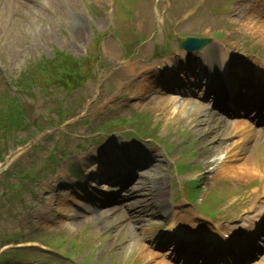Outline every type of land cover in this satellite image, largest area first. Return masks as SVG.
I'll list each match as a JSON object with an SVG mask.
<instances>
[{
    "label": "rangeland",
    "instance_id": "1",
    "mask_svg": "<svg viewBox=\"0 0 264 264\" xmlns=\"http://www.w3.org/2000/svg\"><path fill=\"white\" fill-rule=\"evenodd\" d=\"M223 1L224 0H222V2ZM78 8L79 7L76 6L75 10H78ZM92 18L100 19L101 24L97 26H91L89 24V21H85V25L92 30L91 33L101 31L103 28L107 26V24L102 23V21H104L103 18L95 17V16H93ZM226 18H227L226 21L213 23L211 25V31H225L227 29H230L232 30L230 34L239 35V37L242 39L250 38V43L252 45H257L264 51V23H260L263 21L250 22V21H247L242 16H235L234 12L229 14ZM130 26L131 24L128 25L129 35L126 38L128 42L132 39V36L130 34ZM204 27L208 28V26H204ZM62 28L64 30L65 25H63ZM28 29H30L29 26H28ZM146 29L148 28L142 29V31ZM181 30L185 32L184 28H182ZM192 30H195V28H192ZM242 33H250V34H242ZM172 44H174L173 41H172ZM19 46H20L19 48H22L24 54L36 53L39 50H41L45 54H49L52 46H58L60 48H63L64 44L57 43V45H55V43L46 39L45 34H40L37 30H30V34L25 35L19 40ZM18 61H19V55L15 53L10 63L11 67H14ZM44 206H45L44 203L38 202V201L28 204L27 211L31 213V217L23 218L22 224L14 229H11L10 231H14V230L27 231L35 226L43 225L40 219H37L36 216L39 217L40 215L43 214ZM2 219L3 218L1 217L0 219L1 230H3L4 227H7V228L15 227L16 225L15 223H12L10 220L2 221ZM32 251L34 253V256H39V250L37 248H33ZM137 255L140 256V251L139 249L137 250L135 244L126 243L124 247L122 248V254L118 258L121 260L123 257L126 258L128 256L127 259L131 260L130 263L135 262V264H144L145 258L142 257L140 259V257H138ZM33 263H35V261H33Z\"/></svg>",
    "mask_w": 264,
    "mask_h": 264
},
{
    "label": "bare ground",
    "instance_id": "2",
    "mask_svg": "<svg viewBox=\"0 0 264 264\" xmlns=\"http://www.w3.org/2000/svg\"><path fill=\"white\" fill-rule=\"evenodd\" d=\"M240 134H241V137L240 138H241L242 141L245 140L248 137V133L246 131H244V130H242L240 132ZM237 145H238L237 142H233V144L230 147V149L231 150L235 149L237 147ZM147 180L148 181H145V182H142L141 184H139V187L141 186V188H143L147 192V194H145L147 197L153 198L152 197V194L154 192L153 191L154 187H155L156 192H158L159 188H161V187H157L158 184L156 183V181L158 179L156 177L155 178L154 177L148 178ZM157 188H158V190H157ZM145 200L146 199H144V201ZM132 204L134 205V203H132ZM145 206H146V204L143 203V204H140V205H136L135 207H140V209H142ZM124 208L127 209V214H123V216H124L125 219H127V220H135L138 217V216L136 217V215L133 216L132 214H129V210L130 209H133L134 208L133 206L127 205ZM140 209H139V212H141Z\"/></svg>",
    "mask_w": 264,
    "mask_h": 264
}]
</instances>
